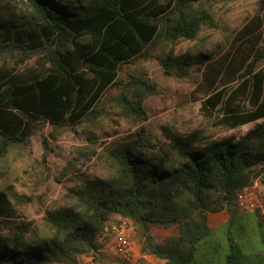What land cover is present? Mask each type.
<instances>
[{"label":"trees","instance_id":"obj_1","mask_svg":"<svg viewBox=\"0 0 264 264\" xmlns=\"http://www.w3.org/2000/svg\"><path fill=\"white\" fill-rule=\"evenodd\" d=\"M21 1L25 9L19 15L0 9V161L13 148L30 145L36 128L49 124L56 133L75 132L92 125L106 107L133 124L147 121L143 104L158 94V85L144 71L111 94L123 66L149 58L162 42L192 41L203 29L216 28L202 0H92L84 6ZM260 6L264 16V0ZM220 46L201 54L213 58ZM40 58L44 65L35 71L32 61ZM261 59L264 43L234 91L216 92L202 104L203 110H218L222 128L253 124L245 135L205 140L197 130L180 132L165 124L161 133L166 141H159L140 128L132 141L117 143L105 154L102 173L76 179L66 195L44 207L46 236L38 242L28 239V225L0 228V264H78L82 256L103 261L96 237L109 227L112 215L132 223L141 256L191 264L199 243L211 235L206 214L229 213L237 191L264 163V72L255 71ZM156 62L164 76L179 80L197 65L191 54L176 56L172 48ZM89 134L93 144L96 137ZM43 146L45 161V139ZM4 202L0 197V211ZM232 224L225 227L226 264H235L240 254ZM151 225H176L178 234L155 243Z\"/></svg>","mask_w":264,"mask_h":264},{"label":"rangeland","instance_id":"obj_2","mask_svg":"<svg viewBox=\"0 0 264 264\" xmlns=\"http://www.w3.org/2000/svg\"><path fill=\"white\" fill-rule=\"evenodd\" d=\"M91 1L65 0L76 6H84ZM201 4L212 15L215 29H203L199 37L192 41L180 40L174 44L162 42L150 52L149 58L124 65L119 72V85L110 90L111 94L118 93L131 77H142L145 71L147 77L159 88L157 95L144 101L147 121L133 124L115 109L106 107L92 125L78 127L75 132L64 130L56 133L49 124L36 128L30 138V145L13 148L0 161V197L5 201L0 211V228L9 231L22 228L24 224L30 229L27 234L30 241L45 237L41 227L44 207L66 195L75 185L76 179L102 173L107 167L105 154L117 143L132 141L140 128L146 129L157 140L166 141L161 133V127L165 124L180 132L197 130L205 140L221 139L229 135L241 137L254 126L250 124L232 130L222 128L216 118L218 110H210L208 107L203 110L202 104L216 92L228 94L234 91L243 81L240 76L247 65L263 52L264 16L260 0H202ZM0 9L10 15H19L25 6L21 0H0ZM243 33L246 35L243 36ZM216 45L220 48L213 58L202 56L201 52L211 50ZM171 48L176 56L189 53L197 60L188 78L179 80L162 74L156 59ZM43 65L44 58L32 61L35 71H40ZM3 67L13 71L7 64ZM17 71L22 73L24 69ZM255 71L264 72V59L258 62ZM90 131L96 137L93 144L88 140ZM44 139L49 149L45 161L42 158ZM85 148L94 150L96 155H90ZM69 163H72L70 167ZM230 213L235 222L239 220L232 230L241 236L240 240L235 241L242 246L243 255H258L259 250L261 254L264 253V219L258 213L241 214L235 202ZM120 219L117 215L110 216L109 227ZM148 229L153 240L162 241L165 236L162 226L151 225ZM225 233V226L212 231L205 244L197 246L196 254L209 255L214 261L215 258L217 261L221 258L218 263L223 264L228 252ZM132 241L140 255L139 234L134 227ZM101 248L105 260L95 264H118V258L107 245L103 244ZM250 259L251 264H254V258Z\"/></svg>","mask_w":264,"mask_h":264},{"label":"built area","instance_id":"obj_3","mask_svg":"<svg viewBox=\"0 0 264 264\" xmlns=\"http://www.w3.org/2000/svg\"><path fill=\"white\" fill-rule=\"evenodd\" d=\"M235 206L242 213H258L264 219V163L256 167L249 183L237 191ZM132 234V223L120 219L116 224L105 228L97 241L100 246L107 245L120 261L132 264L136 254ZM78 264H95V261L92 256H82Z\"/></svg>","mask_w":264,"mask_h":264},{"label":"crops","instance_id":"obj_4","mask_svg":"<svg viewBox=\"0 0 264 264\" xmlns=\"http://www.w3.org/2000/svg\"><path fill=\"white\" fill-rule=\"evenodd\" d=\"M240 213L246 214V215L254 214V213H242V212H240ZM229 220L233 221V224L231 225L229 230H230V233L234 237V244L238 247V249L240 251L239 258L237 259L235 264H251L250 257L254 258V261H253V263L255 262L254 264H264V253L261 254L260 250L258 252V255H254V256H250V257L243 255V253L241 252L242 246L240 244H238V242L235 241V239L240 240L241 236L239 235V233L233 232V230H232V227L235 229V227L237 226V222L239 220H236V222H235V218L231 215L230 212L228 213L226 210H224V211H220V212H216V213H207L206 214V225H207V228L209 229L210 233L212 231L213 232L216 231L217 229H219L223 226L226 227V225L230 224V222H231V221L229 222ZM162 227L164 228L163 232H164L165 236H163V239L161 242L154 240L155 243H162L165 239H167L169 237L177 236L178 226L171 225V226H162ZM226 235H227V230L225 233V238H226ZM226 241H227V239H226ZM248 241L250 242V239ZM205 242H206V240L199 243V245L205 244ZM262 243L264 245L263 241H262ZM227 245H228V242H227ZM202 246H204V245H202ZM228 248H229V246H228ZM196 258H197V260H196ZM194 262H197V264H217L218 262H221V258L219 259V261H217V259L215 258V261H214L210 258L209 255L203 256V255H197L196 254V257L192 263H194ZM132 264H163V261H159V260L153 258L152 256H141L138 254V250L136 249L135 259H134V262ZM218 264H220V263H218ZM223 264H226L225 259L223 261Z\"/></svg>","mask_w":264,"mask_h":264}]
</instances>
